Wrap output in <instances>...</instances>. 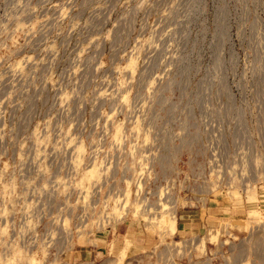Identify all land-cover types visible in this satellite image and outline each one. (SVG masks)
Masks as SVG:
<instances>
[{
	"label": "rangeland",
	"instance_id": "obj_1",
	"mask_svg": "<svg viewBox=\"0 0 264 264\" xmlns=\"http://www.w3.org/2000/svg\"><path fill=\"white\" fill-rule=\"evenodd\" d=\"M80 249L264 264V0H0V264Z\"/></svg>",
	"mask_w": 264,
	"mask_h": 264
},
{
	"label": "crops",
	"instance_id": "obj_2",
	"mask_svg": "<svg viewBox=\"0 0 264 264\" xmlns=\"http://www.w3.org/2000/svg\"><path fill=\"white\" fill-rule=\"evenodd\" d=\"M181 224H183V226H182V229L180 228V225ZM185 225H189V226H193V227H200V223L199 222H191V221H187V222H181V221H178L177 222V232H185ZM179 227V228H178ZM183 230V231H182ZM126 247V249H127V247H128V245H126L125 246ZM99 250H100V252H99V254H104L105 255V249H103V251L101 250V248H100V246H99V248H98ZM126 251L127 250H125L123 253H124V255H126ZM103 252V253H102ZM92 253V251L91 250H87V249H85V250H83V249H80L79 250V252H78V256H79V259L80 260H82V259H85V258H87V257H89V261L88 262H90V261H92V259H91V255H89V254H91ZM123 253H122V255H123ZM124 255L123 256H121V257H124ZM91 259V260H90ZM85 260H87V259H85ZM91 263H93V264H95L96 262H95V260L94 261H92Z\"/></svg>",
	"mask_w": 264,
	"mask_h": 264
}]
</instances>
